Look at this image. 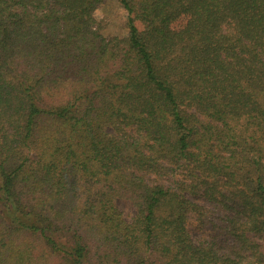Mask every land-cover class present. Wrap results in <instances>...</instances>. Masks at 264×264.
<instances>
[{"label": "trees", "instance_id": "obj_1", "mask_svg": "<svg viewBox=\"0 0 264 264\" xmlns=\"http://www.w3.org/2000/svg\"><path fill=\"white\" fill-rule=\"evenodd\" d=\"M105 1L0 0V264H264V0Z\"/></svg>", "mask_w": 264, "mask_h": 264}, {"label": "rangeland", "instance_id": "obj_2", "mask_svg": "<svg viewBox=\"0 0 264 264\" xmlns=\"http://www.w3.org/2000/svg\"><path fill=\"white\" fill-rule=\"evenodd\" d=\"M97 18L101 21L104 36H122L126 33L124 29L125 13L117 0H106L103 8L97 12ZM119 207L126 214H131L129 206L120 203Z\"/></svg>", "mask_w": 264, "mask_h": 264}]
</instances>
